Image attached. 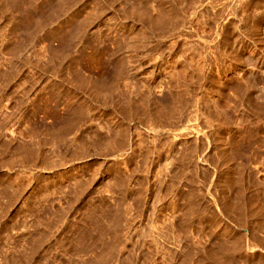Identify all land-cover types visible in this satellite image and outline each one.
Returning <instances> with one entry per match:
<instances>
[{
	"label": "rangeland",
	"instance_id": "rangeland-1",
	"mask_svg": "<svg viewBox=\"0 0 264 264\" xmlns=\"http://www.w3.org/2000/svg\"><path fill=\"white\" fill-rule=\"evenodd\" d=\"M0 264H264V0H0Z\"/></svg>",
	"mask_w": 264,
	"mask_h": 264
}]
</instances>
